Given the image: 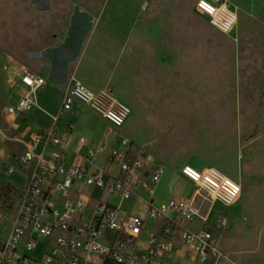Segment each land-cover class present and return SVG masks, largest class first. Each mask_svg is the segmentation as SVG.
Segmentation results:
<instances>
[{"label":"rangeland","instance_id":"374dc122","mask_svg":"<svg viewBox=\"0 0 264 264\" xmlns=\"http://www.w3.org/2000/svg\"><path fill=\"white\" fill-rule=\"evenodd\" d=\"M195 1L17 0L19 26L28 23L37 38L31 40L20 29L13 37L16 26L4 23L9 19L4 12L14 2L0 0V19L7 25H0V32L6 40L13 37L4 51L19 68L52 80L75 77L94 91L110 92L129 108L130 115L117 128L78 101V107L60 117L76 122L91 140L105 136L121 151L130 148L148 161L161 162L154 191L158 199L180 194L177 172L187 163L197 169L213 167L235 182L240 175L242 198L234 202L239 194L230 205L214 201L208 224L215 238L239 227L257 232L264 230V0H228L236 19L227 32L198 13ZM10 98L7 103L15 104L16 97ZM61 99L57 95L58 102L52 99L55 103L49 105L38 101L51 123ZM117 169L112 165V175ZM4 173L24 190L21 177ZM92 191L102 202L115 200L100 188ZM123 207L139 214L143 203L133 199ZM219 216L227 219L223 233ZM237 242L247 248L258 245L255 234ZM222 243L219 238L215 244L219 252Z\"/></svg>","mask_w":264,"mask_h":264},{"label":"built area","instance_id":"2783aa9c","mask_svg":"<svg viewBox=\"0 0 264 264\" xmlns=\"http://www.w3.org/2000/svg\"><path fill=\"white\" fill-rule=\"evenodd\" d=\"M194 8L221 32L229 31L236 19V10L228 0H196ZM18 81L21 85L19 98L15 104L6 107L7 113L12 115H21L36 106L38 90L45 83L44 77L28 70L19 74ZM74 101L100 114L114 128L122 125L128 113L126 105L110 92L90 90L79 79L71 77L62 92L59 112L70 111ZM56 117L53 115L52 119ZM37 139L43 144H55L57 149L51 153L43 150L35 153L27 147L19 156L20 162L25 164L34 159L35 165L26 178L24 190L13 200L0 190V264H167L163 260L167 248L163 243H157L154 236L146 250L135 253L129 248L128 245L133 244L141 233L144 222L141 217L129 215L119 221L114 206L98 201L92 207L95 223L81 219L79 209L86 206V201L82 197L66 198L76 180L121 199L130 197L135 193L134 188L140 187L151 196L148 215L154 221L162 222L164 233H177L202 262L208 257L214 262L219 258L212 229L203 225L191 230L184 223L196 217L206 223L214 201L227 205L237 198L241 192L238 182L226 178L213 167L197 169L184 165L180 173L193 183L191 197L154 203L152 193L161 175L162 163L149 165L143 153L135 154L130 148L121 151L108 147L105 141L92 144L83 136L60 139L53 128L43 138L34 137V141ZM69 149L73 151V158L67 162L63 154ZM114 164L118 169L112 175ZM135 172L137 174L133 176ZM55 193L66 198L64 209L56 206ZM35 197H39V201H35ZM216 222L221 229L227 226L225 217L217 218ZM102 226L115 231L113 243L104 244L96 239ZM54 231L58 233L50 243ZM35 234L47 237V245L52 247L50 253H43L39 259L29 255L37 243Z\"/></svg>","mask_w":264,"mask_h":264},{"label":"crops","instance_id":"0c3cea01","mask_svg":"<svg viewBox=\"0 0 264 264\" xmlns=\"http://www.w3.org/2000/svg\"><path fill=\"white\" fill-rule=\"evenodd\" d=\"M13 2H14L13 7H11L8 11L4 12L6 14L7 13L9 14V19H7V21H4V23L6 24L9 23V25L12 24V26L14 25L16 26V29H14L12 32L13 37L16 36L14 32L17 31V29H20L22 32L24 30V34L26 35V37L28 36L29 38H31V40L32 38L37 39L33 37L34 36L33 29H31V27L28 26V23L21 24V26H19L17 15L19 12H21L20 11L21 8L17 9V7L15 6L17 0H13ZM27 13L28 11L26 10V14ZM4 23H3V19H0V25L2 27L1 29L3 28L7 29V25H4ZM6 36H7L6 33L0 32V190L1 191L3 190L5 192L6 197L13 200L15 195L21 190L17 189V187L14 186L9 176L6 175L4 172L10 173V175H12L13 177L15 176L21 177L26 186V178L28 175L32 173V170L35 165V160L32 159L28 163L22 164L20 162L19 156L24 152V150L27 147H31L35 153L41 150H43L45 153L54 152L57 149V145L52 143L43 144V141L41 139L40 140L37 139V141H34V137L43 138L50 128L54 129L57 137H59L60 139H66L70 136H72L73 138H76L78 136H83L86 138L88 143L93 144V143H101L105 141L108 143V147H114V146H111V144H109V141H107L105 136L99 137L98 140L89 139L84 134V129H79L76 122L75 123L70 122L66 120V117H60V114L64 112H58L57 114H52L51 117L53 115H56L57 117L55 120L52 119V123H51L49 117L50 115L39 107L38 101L40 99L44 104H48V105L49 103L51 104V102L52 103L58 102L57 95L62 96V92L66 88V84L68 81V79L65 80L63 76L57 77L56 80H52L49 77L47 78L44 77L45 83L38 90L36 106H32L30 109H28L25 113L21 115H12L10 113H7L6 107L12 104L10 102L7 103V101L11 99L10 95H14L16 97L15 100L17 101L21 92V85L18 81L19 74L27 70L37 74L39 73L38 71H34L32 69H25V68L21 69L16 64L12 63L13 60L12 59L10 60L11 55L7 54L4 51V49L7 46H11L14 41H13V37L6 40L7 38ZM101 74L103 75L104 73L102 72ZM86 87L89 88L88 86ZM52 99L55 102H53ZM73 105L78 107V102L76 103L74 101ZM129 115L130 114H128V116ZM60 124H61V129L58 130L57 126ZM72 153L73 151L69 149L66 150L65 153L63 154V157L67 162H70L72 160L73 158ZM102 160H104V156L102 157ZM146 163L149 165H153L155 163H161V162L152 161V160L148 161L146 159ZM238 166H240L239 167L240 171H242V165L238 164ZM177 173L178 176L180 177L179 182L181 187L180 194L177 197L178 198L191 197L194 189L193 183L187 177L183 176L180 173V171H178ZM136 174L137 173L135 172L133 176H136ZM237 182L241 185V187H243L242 178L240 177V175H239V180H237ZM156 185L157 183L154 185V191L156 189ZM84 186L87 185L82 183L80 180H76L72 185L70 194L66 198L70 200H74L76 199V197H82L86 201V206L79 209V214L81 215V219H85L89 221L91 224H94L95 220L92 213V207L95 202L101 200L98 199V195L94 194L92 190L95 188L98 189V187L90 186L89 191L86 192L85 190H83ZM41 187H44V185H42ZM100 190L103 193L104 192L109 193L103 189ZM134 190L135 193L126 199H121L117 195L109 193L115 196L114 198L115 200L113 201L108 200L106 202L116 208V217L119 221H124L129 215H136L144 220L141 233L135 239L133 244L128 245L129 248L133 250V252L136 253L138 251L146 250L150 246L151 237L154 236V239L157 243H163L167 248V251L163 255V260L167 264H264V230H260L257 232H250L247 230H241L239 227V229L235 231H233L232 229V232L230 233V235L227 234L228 235L227 237L220 234L216 238V243H215L217 244L219 238L223 239V243L221 247L222 250L221 252H219L220 253L219 258L214 262L212 257H208L204 262H202L200 259H198L197 255L192 250V248L178 237L177 233L174 232L164 233L162 230V222L154 221L148 215L147 206H148V200L150 199L151 196L147 193H144L142 189H140V187L138 186H136ZM154 191L152 193V197L154 203H157L158 201H161V199H158L155 196ZM56 195L62 197L58 193L54 194L53 199L54 202L56 203V206L58 208L64 209L63 203L66 198L62 197V200L59 202L55 198ZM238 198H237L238 200L236 199L234 201L235 203L242 198V194ZM133 199H140L141 202L143 203V209H141V213L139 214L129 213L127 210H123L124 203L127 202L128 200H133ZM35 201H39V197H35ZM213 206L214 205H212L211 210L213 209ZM87 210L90 211V214L87 212ZM208 219L207 222L204 223L200 217H196L193 221L184 223V225L186 226V228H189L191 230H197L203 225H206L207 227L212 229V226H209L208 224L209 223ZM99 230H100V234L96 236V239L99 242L104 244H111L114 242L116 235L115 231L109 229L106 226L100 227ZM223 231L225 230L221 229V233H223ZM253 234H255L258 245L255 248L248 247L250 249L248 251L243 252L242 250H247L248 248L246 246L238 245L241 244L242 242L239 243L237 242V240L243 237H250ZM35 235L37 237V243L34 246V248L30 251V252L33 251L34 253L30 254L29 252V255L34 259H36V257L39 256L41 257L43 253H50L52 250V247L47 245V237L37 234ZM47 247H49L48 252L46 251Z\"/></svg>","mask_w":264,"mask_h":264},{"label":"bare ground","instance_id":"6f19581e","mask_svg":"<svg viewBox=\"0 0 264 264\" xmlns=\"http://www.w3.org/2000/svg\"><path fill=\"white\" fill-rule=\"evenodd\" d=\"M188 89V88H187ZM125 105V104H124ZM127 107V106H126ZM127 109H128V113H127V115L129 114V108L127 107ZM127 117V116H126ZM186 165H188V164H186ZM190 166H192V165H190ZM219 171V170H218ZM220 172V171H219ZM222 173V172H221ZM223 174V173H222ZM224 175V174H223ZM226 178H228L226 175H224ZM228 179H230V178H228ZM227 205H230V204H227Z\"/></svg>","mask_w":264,"mask_h":264}]
</instances>
